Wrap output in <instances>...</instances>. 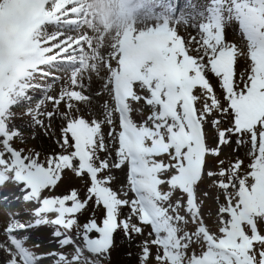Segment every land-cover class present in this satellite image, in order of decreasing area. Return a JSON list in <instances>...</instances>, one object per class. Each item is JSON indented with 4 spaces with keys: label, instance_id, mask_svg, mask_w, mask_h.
I'll return each instance as SVG.
<instances>
[{
    "label": "snow or ice",
    "instance_id": "snow-or-ice-1",
    "mask_svg": "<svg viewBox=\"0 0 264 264\" xmlns=\"http://www.w3.org/2000/svg\"><path fill=\"white\" fill-rule=\"evenodd\" d=\"M79 5L37 0L0 85V264H112L119 242L135 264H264V0H167L100 66L64 31Z\"/></svg>",
    "mask_w": 264,
    "mask_h": 264
},
{
    "label": "rangeland",
    "instance_id": "rangeland-1",
    "mask_svg": "<svg viewBox=\"0 0 264 264\" xmlns=\"http://www.w3.org/2000/svg\"><path fill=\"white\" fill-rule=\"evenodd\" d=\"M87 1L89 2V14L86 17L84 25L78 31L79 33H82L83 36H86V40H87L86 42H84L83 48L85 50L81 52V55L85 57L86 62L88 60L94 61L96 66H100L97 60L99 53H106L107 56L108 55L107 51L110 50L112 51L114 47L116 49L118 48L117 51L111 52V56H112L115 54V52H118L120 50L119 41L122 32L126 26H131L135 30L144 28L145 26L139 25V21L141 18L148 20L147 23L150 26L151 24L155 23L153 16L156 15L157 12L162 10V8L150 4L146 10L147 14L144 15L138 14L133 16L130 15V17H127L126 20H123L122 17L124 16L120 15L121 11L118 0H87ZM188 2L189 0L184 2L180 10L184 9L185 5ZM195 2L196 0H191L192 4H195ZM206 3L207 0H203L201 4H206ZM9 7L11 8V4H9ZM1 10H4L2 6L0 7V12ZM115 20H119L121 21V23L115 22ZM7 24H4L3 17L1 16L0 13V31L4 30V32L0 33V64H3L6 67V74L4 75V78H8L9 76L12 77L13 75H15L14 73L11 72V69L9 68L12 45L9 41L4 44V39L6 37L5 32L7 31L5 27ZM7 43L9 46H7ZM110 45H112V48H110ZM101 71H103V69H101ZM101 75H103V73ZM92 80L94 81L93 84L91 85L92 110L96 112H100L102 111L103 105L107 100V98H104V91L101 88V81L95 75H93ZM0 83L2 85H6L7 81L5 83L0 79ZM59 87L60 85L59 83H57L54 86L53 91L54 92L58 91ZM39 95L40 93H36L37 97H39ZM43 137L46 136L42 132H40V130L37 129L35 138L30 139L29 141V146L35 147L38 151H42L43 154H47L50 149L58 150L57 145L55 144V138L51 139L52 143H50L49 147L48 146L44 147L43 144L40 143L41 142L40 138ZM37 141L39 142V145H41V147L44 148L38 147L36 145ZM242 150L245 153V149L242 148ZM224 153L230 156L232 155V149L224 148ZM117 174L119 175V173ZM66 188H68V186L61 185L59 192H64ZM210 211H215V204L213 200H209L207 202V206L204 208V212L206 216ZM209 222L211 223L212 221ZM121 244L122 243L119 242L117 250L112 254V258H111L112 264H135V258L129 256L128 251L126 250L122 251Z\"/></svg>",
    "mask_w": 264,
    "mask_h": 264
},
{
    "label": "bare ground",
    "instance_id": "bare-ground-1",
    "mask_svg": "<svg viewBox=\"0 0 264 264\" xmlns=\"http://www.w3.org/2000/svg\"><path fill=\"white\" fill-rule=\"evenodd\" d=\"M163 1H166V0H163ZM186 1L187 0H181V2H186ZM83 2H85V3H84V9H83L82 13H84L86 11V9L89 8V2H86L85 0H80V3H83ZM178 2L179 1H177V3ZM202 2H203V0H201V3ZM0 3L4 8V12H1V16L3 17L4 24L8 23L5 27L8 30L5 32L6 37L4 39V44L8 41L11 43V40L14 41L12 48L14 49V51L16 53L13 51L11 52L10 62H9L11 72L14 73L13 70H16L17 65L22 62V58H23V55L25 53L24 50H26L25 43L31 39L30 34H29V28L32 26L33 21L38 16L39 8L37 6V0H0ZM201 3H200V0H196L194 5H202ZM9 4H11V8L9 7ZM141 12H142V10H141ZM144 14H142V15H144ZM115 22L121 23V21H119V20H115ZM147 22H148V20L141 18L139 21V25L149 26ZM81 25H82V22H80L78 26L72 27L69 33L72 34L74 37L82 36V34L78 35V33H75L73 31L75 28L78 30L81 27ZM47 28H50V29H47ZM180 30L184 31V27L181 26ZM43 31L46 33H51V32H55L56 29L53 26H48L45 29H43ZM3 32H4V30H3ZM188 32L189 33L193 32V29L189 27ZM7 46H9L8 43H7ZM110 48H112V45H110ZM114 51H117V49L115 47L113 48L112 51L111 50L107 51V53H108L107 56H106V53H99L98 58H97L98 63L100 64L101 60L106 62L108 60V58L111 56V52H114ZM101 69H103L102 66H101ZM2 70H3V68H1V71ZM0 74H2V73H0ZM9 78H10V76L8 78L0 77V79L5 83H6V81L9 80ZM94 80H95V78H94ZM93 82L94 81L92 80L91 85L93 84ZM104 98H107V100L109 99V96L106 92H104ZM137 119H139V117H137ZM40 141H41L40 143L43 144L44 147L45 146L49 147L50 143H52V140H49L47 137L40 138ZM36 145L38 147H41V145H39L38 141H37ZM44 147H41V148H44ZM57 148H58V146H57ZM240 155L241 156L244 155V151L242 149L240 150ZM226 156H228V155H226ZM69 185H74V186L79 187V182H78V180L73 178L70 181H66L65 184H63L62 186H68L69 187ZM81 219H83V218H81ZM121 243H122L121 244L122 245V251H124V250L129 251V246L126 243H123V242H121ZM132 250L134 251V249H132Z\"/></svg>",
    "mask_w": 264,
    "mask_h": 264
}]
</instances>
